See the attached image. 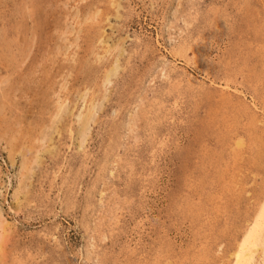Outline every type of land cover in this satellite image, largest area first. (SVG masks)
<instances>
[{"label":"rangeland","instance_id":"obj_1","mask_svg":"<svg viewBox=\"0 0 264 264\" xmlns=\"http://www.w3.org/2000/svg\"><path fill=\"white\" fill-rule=\"evenodd\" d=\"M264 264V0H0V264Z\"/></svg>","mask_w":264,"mask_h":264},{"label":"bare ground","instance_id":"obj_2","mask_svg":"<svg viewBox=\"0 0 264 264\" xmlns=\"http://www.w3.org/2000/svg\"><path fill=\"white\" fill-rule=\"evenodd\" d=\"M258 240H259V231L257 229L253 233L251 243H250V247L246 250L247 254L242 259H239V264H249V261H250L252 255L254 253H257V251L253 250V247Z\"/></svg>","mask_w":264,"mask_h":264}]
</instances>
